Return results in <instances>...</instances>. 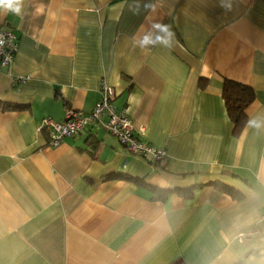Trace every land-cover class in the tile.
Returning a JSON list of instances; mask_svg holds the SVG:
<instances>
[{
  "label": "crops",
  "instance_id": "1",
  "mask_svg": "<svg viewBox=\"0 0 264 264\" xmlns=\"http://www.w3.org/2000/svg\"><path fill=\"white\" fill-rule=\"evenodd\" d=\"M152 22L171 47L134 43ZM0 27L17 43L0 66V264H264V0H25ZM224 78L254 90L239 133ZM102 82L165 159L100 124L48 144L43 119L89 112Z\"/></svg>",
  "mask_w": 264,
  "mask_h": 264
},
{
  "label": "built area",
  "instance_id": "2",
  "mask_svg": "<svg viewBox=\"0 0 264 264\" xmlns=\"http://www.w3.org/2000/svg\"><path fill=\"white\" fill-rule=\"evenodd\" d=\"M0 66L7 67L13 60L17 50L14 34L9 29L0 27ZM100 96L94 107L86 113L69 110L65 119L60 122L49 118L43 119L40 128L47 129L48 144L57 146L64 137L73 136L87 124H100L108 132L115 135L119 142L131 152L140 155L151 163L159 162L166 158V151L152 145L140 137L132 126L130 118L123 109H118L112 103V90L106 83L100 86ZM264 224V212L261 214Z\"/></svg>",
  "mask_w": 264,
  "mask_h": 264
},
{
  "label": "trees",
  "instance_id": "3",
  "mask_svg": "<svg viewBox=\"0 0 264 264\" xmlns=\"http://www.w3.org/2000/svg\"><path fill=\"white\" fill-rule=\"evenodd\" d=\"M221 96L224 100L228 117L233 124V131L239 133L246 123L245 108L253 101L254 90L245 83L224 78L222 80ZM6 106H9V104H6ZM12 107L21 106L12 105ZM217 186H220V184L217 183ZM226 189L231 190L227 187ZM232 192L237 193L235 191Z\"/></svg>",
  "mask_w": 264,
  "mask_h": 264
},
{
  "label": "clouds",
  "instance_id": "4",
  "mask_svg": "<svg viewBox=\"0 0 264 264\" xmlns=\"http://www.w3.org/2000/svg\"><path fill=\"white\" fill-rule=\"evenodd\" d=\"M25 0H0V10L11 12L15 15H21L24 9ZM145 10L155 12L156 6L152 3L144 5ZM174 39V33L171 26L160 23L152 22L149 28L138 39L134 38V43L141 49L146 50L149 47L160 45L162 47H171ZM2 42V39H0ZM250 123H252L250 121Z\"/></svg>",
  "mask_w": 264,
  "mask_h": 264
}]
</instances>
